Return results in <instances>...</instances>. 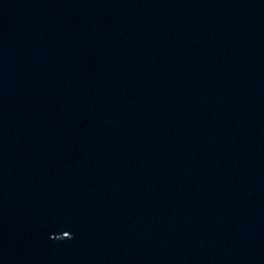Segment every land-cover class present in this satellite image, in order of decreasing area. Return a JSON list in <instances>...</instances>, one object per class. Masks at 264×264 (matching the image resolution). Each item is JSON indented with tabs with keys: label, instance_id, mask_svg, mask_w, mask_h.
<instances>
[{
	"label": "water",
	"instance_id": "water-1",
	"mask_svg": "<svg viewBox=\"0 0 264 264\" xmlns=\"http://www.w3.org/2000/svg\"><path fill=\"white\" fill-rule=\"evenodd\" d=\"M0 264H264V0H0Z\"/></svg>",
	"mask_w": 264,
	"mask_h": 264
},
{
	"label": "snow or ice",
	"instance_id": "snow-or-ice-1",
	"mask_svg": "<svg viewBox=\"0 0 264 264\" xmlns=\"http://www.w3.org/2000/svg\"><path fill=\"white\" fill-rule=\"evenodd\" d=\"M65 239H68V233L65 232L64 235H62Z\"/></svg>",
	"mask_w": 264,
	"mask_h": 264
}]
</instances>
